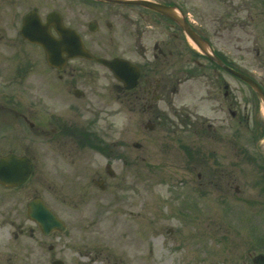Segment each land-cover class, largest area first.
I'll use <instances>...</instances> for the list:
<instances>
[{"label":"flooded vegetation","instance_id":"af4514ba","mask_svg":"<svg viewBox=\"0 0 264 264\" xmlns=\"http://www.w3.org/2000/svg\"><path fill=\"white\" fill-rule=\"evenodd\" d=\"M152 1L165 5L175 4L169 0ZM64 4L62 8L57 6L54 10L59 12L63 25L74 29L92 54L106 59H128L137 67L136 81L128 87L117 80L107 66L93 59L75 57L66 59L60 67L49 65L41 46L25 39L21 34L24 15L20 11L21 0H0V159L12 155L23 158L29 165L25 168L29 171L28 178L22 184L7 187L0 183V190L3 192L0 196V227L4 225L9 232L8 239L14 240L19 246L15 252L7 254L6 259L0 247V264H19L17 260L19 262L21 250L23 259L28 256L35 262L36 257L33 255L37 242L43 246V238L59 239L70 229L68 221L32 187V184L35 186L40 182L76 186L59 196L64 212H78L85 218V227H94L98 232L105 233L107 228H115L119 224L121 228H126L123 239L130 238L128 233L132 234L133 226L124 217L126 214L132 217L128 210L130 195L124 196L118 192L128 184L127 176L132 170L133 162L128 161L122 151L140 149L153 132H158L164 126V108L159 102L166 100L168 105L172 95H178L180 73H192L202 68L228 74L227 70L195 49L174 21L145 5L100 0H65ZM16 6H19L15 14L18 28L12 37L8 36L3 27L7 26L6 23L10 21L7 16L12 15L11 9ZM27 7V11L40 14L36 6ZM66 8L77 11L72 14ZM82 9H90L91 12L88 20L80 23ZM47 13L40 14L42 21L46 20ZM161 22L165 27L158 32L156 27ZM195 29L225 64L234 69L239 68L228 59L226 53L213 46L208 37L214 35L203 33L201 27ZM149 30L157 31L149 35L156 37L150 46L148 38L146 39ZM49 31L51 37H60L52 25L49 26ZM185 55L183 63L188 64L192 59L198 64L197 67L187 65L181 68V59ZM197 58L204 59L205 63H200ZM104 70L117 82L111 89L101 88L104 90L101 95L96 83ZM217 89L222 91L224 98L220 108L224 104L226 118L234 122L231 137L238 148L242 143L241 132L236 131V135L233 132L242 128L245 106L241 109L239 101L228 91L227 83H218ZM118 105L119 112L126 114L127 128H131L133 116L143 117L141 129L137 130L142 143L133 140L134 137L130 134L128 143L121 141L119 136L116 137V124L111 118L117 115ZM181 108H172L173 119L169 121H179L181 128L191 126L192 113ZM194 118L200 119L196 115ZM200 125L212 127L209 123L201 122ZM196 151L194 147H188L184 152L187 153L191 166L202 169L203 164L199 157L196 158ZM47 172H50L49 177ZM201 175L200 172L197 173L198 180H201ZM217 175L218 173L215 174ZM28 187L34 190L33 196L29 198V195L23 193ZM222 187L226 188V184L219 188L225 195L228 188L225 190ZM37 197L59 214L65 223L63 231L56 229L45 233L27 215L29 203ZM24 198L21 211L19 203ZM225 200L221 195V201ZM185 201L195 203L182 199L183 208L187 203ZM141 208V215L146 218L147 202L142 201ZM189 210L184 208L181 212L189 217L196 213ZM168 231L172 232V229ZM37 233L41 236L39 240ZM24 237L28 238L27 254V246L22 243ZM82 245L85 249L79 250L78 255L86 256L84 264H93L94 260L102 264H127L129 254L126 251L116 253V248L114 252V244L104 242ZM94 247L97 250L92 255L91 248ZM128 247H132L131 241ZM47 250L53 251V246L48 245ZM114 257H118L119 261H114ZM45 259L49 264L56 261L64 264V261L53 254ZM181 262L185 264L184 260Z\"/></svg>","mask_w":264,"mask_h":264},{"label":"rangeland","instance_id":"374dc122","mask_svg":"<svg viewBox=\"0 0 264 264\" xmlns=\"http://www.w3.org/2000/svg\"><path fill=\"white\" fill-rule=\"evenodd\" d=\"M175 1L182 13L197 23L203 33L214 35L208 38L216 49L226 53L230 60L264 88V0ZM64 2L21 0L20 11L23 12L26 5H32L44 15L57 6L62 8ZM17 8L19 6L11 9L12 15L7 16L10 21L3 27L12 37L18 28ZM66 11L73 14L77 10L66 8ZM82 11L80 23L88 20L91 12L90 9ZM164 27L161 22L156 30L160 32ZM156 30H149L146 34L149 46L156 38L149 35L157 33ZM186 56L181 59V68L187 65L197 67L198 64L192 59L188 64L183 63ZM197 59L205 63L204 59ZM115 82L113 76L104 70V74H99L97 90L103 95L101 88L111 89ZM222 82L227 83L228 91L239 101L241 109L245 106L242 128L233 132V135H236V131L241 132L242 143L238 148L231 137L234 122L226 118L225 105L221 104L220 108L224 98L217 84ZM177 83L179 92L172 95L170 104L167 105L166 100L159 102L164 108L165 124L148 137L147 143L142 141L137 131L141 129L143 117L133 116L131 128H127L126 114L119 112L118 105L117 115L111 118L116 124L117 138L119 136L121 141L128 143L130 134L133 140L143 142L140 149L122 151L124 157L133 162L127 176L129 182L118 192L124 196L130 195L128 210L132 217L124 215L133 226L132 234L128 233L130 238L123 239L126 228H121L119 224L115 228H107L105 233L98 232L94 227H85V218L78 212H64L59 196L76 186L40 182L35 186L32 184V187L68 221L70 229L59 239L43 238V246L37 242L33 255L35 262L28 256L23 259L21 250L22 255L17 263L49 264L45 258L53 254L64 264H84L86 256L78 255L79 250L85 249L82 244L104 242L114 244L113 251L116 248V253L126 251L129 254L127 264H181L182 260L185 264H249V254L264 253V112L261 104L258 105V100L245 83L223 71L201 68L192 73L183 72L179 74ZM172 108L192 113L191 126L181 128L179 121H169L173 119ZM195 115L200 119H195ZM201 122L209 123L212 127H202ZM183 147L197 150L196 158H200L202 169L191 166ZM101 161L104 159L101 158ZM198 172L202 174L201 180L197 179ZM47 173L49 177L50 172ZM222 184H226V188L222 189L228 188L225 195L219 189ZM236 186L238 192L234 190ZM23 193L29 198L34 190L28 187ZM221 195L226 199L223 202ZM182 199L195 202L184 206L196 212L193 216L182 214ZM24 201L25 198L19 203L21 211ZM142 201L147 202L146 218L141 215ZM168 229H172V232ZM37 237L41 239L38 233ZM8 238L9 232L2 225L0 247L4 259L19 247ZM130 241L131 248L128 247ZM22 243L27 246V254L28 238L24 237ZM48 245L53 246V251L47 250ZM96 250L95 247L91 248L92 255ZM113 260L119 261V258L114 257ZM93 264L102 263L94 260Z\"/></svg>","mask_w":264,"mask_h":264},{"label":"water","instance_id":"95a60500","mask_svg":"<svg viewBox=\"0 0 264 264\" xmlns=\"http://www.w3.org/2000/svg\"><path fill=\"white\" fill-rule=\"evenodd\" d=\"M109 1H124V0H109ZM140 2V1H138ZM150 8H153L173 20H175L184 32L189 36V38L198 46V48L208 55L209 57L216 60L219 64L223 65L222 62L215 56H213L208 48L206 47V43L203 41L201 37H199L186 23L184 18L178 14V12L172 6H164L155 3H148ZM54 19V13L50 15V21ZM57 31L60 33V39H56L50 36L48 24H43L40 22L38 15L28 14L24 16L23 23L21 27V34L23 37L37 41L43 45L44 49L48 52L49 56L48 59L52 61L53 64H56L58 61V55L56 52H66L67 56H84L87 58H95L98 61L106 64L112 71L115 73L116 77L122 80L128 87L132 86L135 82L136 73L133 72L130 68V64L124 60H114V61H106L101 58H96L88 53L82 47L81 43L75 37H65L67 34L65 28L60 27L61 23H54ZM70 31V30H69ZM68 31V32H69ZM64 36V37H63ZM51 52L53 54H51ZM224 66V65H223ZM230 72L236 74L245 82L250 84L254 90L260 96L263 107H264V92H262L259 86L251 80L249 77L244 76L240 73H237L228 67L224 66ZM19 165L16 163L14 158H5L4 160L0 161V181H4L7 183H14L18 180V172L19 170L16 169L15 166ZM9 179V180H8ZM23 180V179H22ZM29 215L35 218L40 226V228L45 232L48 233L51 230L57 228L59 230H63V224L58 220V218L39 200H35L29 205L28 209ZM253 264H264V254H257L252 258ZM53 264H62L60 261H56Z\"/></svg>","mask_w":264,"mask_h":264}]
</instances>
